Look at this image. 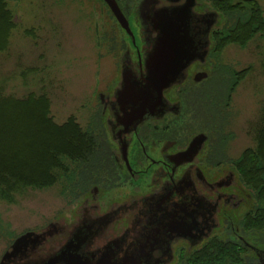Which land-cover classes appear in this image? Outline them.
<instances>
[{
	"label": "flooded vegetation",
	"instance_id": "obj_1",
	"mask_svg": "<svg viewBox=\"0 0 264 264\" xmlns=\"http://www.w3.org/2000/svg\"><path fill=\"white\" fill-rule=\"evenodd\" d=\"M138 3L129 14L120 7L135 42L123 33L118 79L100 92L97 126L104 147L95 156L93 178L76 194L68 217L50 221L2 260L7 248L0 264H62L52 260L73 238L78 264H186L213 238L236 246L237 264H264V230L243 225L255 212V192L240 177V156L230 152L228 133L215 117L221 111L211 112L200 98L220 66L218 53L192 63L185 81L169 88L159 106L143 107L140 117L127 115L133 106L115 96L121 70L140 76L151 47L149 29L135 22ZM192 26L203 30L196 21ZM199 134L202 146L189 151Z\"/></svg>",
	"mask_w": 264,
	"mask_h": 264
},
{
	"label": "rangeland",
	"instance_id": "obj_2",
	"mask_svg": "<svg viewBox=\"0 0 264 264\" xmlns=\"http://www.w3.org/2000/svg\"><path fill=\"white\" fill-rule=\"evenodd\" d=\"M4 1L14 28L7 50L0 54L3 92L17 98L44 94L56 123L73 117L82 128L93 130L101 112L99 93L118 79L124 51V32L104 2ZM120 1L129 14L140 0ZM256 1L264 10V0ZM217 53L220 66L205 85L208 96L200 98L210 103L211 112L221 111V117H215L224 135L228 133L230 152L240 156L255 147L264 114V40L255 34L246 44L231 43ZM77 193L60 181L44 189L28 188L11 203L0 200V258L19 235L37 232L50 221L62 222L61 215L68 217Z\"/></svg>",
	"mask_w": 264,
	"mask_h": 264
},
{
	"label": "trees",
	"instance_id": "obj_3",
	"mask_svg": "<svg viewBox=\"0 0 264 264\" xmlns=\"http://www.w3.org/2000/svg\"><path fill=\"white\" fill-rule=\"evenodd\" d=\"M200 0L220 14L210 35L209 53H217L234 43L244 45L259 34L264 40V10L256 0ZM121 4L120 0H117ZM115 20V19H114ZM116 21V20H115ZM13 16L0 0V54L7 50ZM240 78V77H238ZM96 125L82 128L73 117L56 123L50 116L46 95L29 94L24 98L6 95L0 86V200L14 202L26 189H44L60 181L73 193L82 190L93 177L95 156H100L103 137ZM255 147L239 157L242 180L255 192V212L243 221L247 229L264 230V114L256 130ZM84 178V179H82ZM239 250L228 241L216 238L195 251L186 264H237Z\"/></svg>",
	"mask_w": 264,
	"mask_h": 264
},
{
	"label": "water",
	"instance_id": "obj_4",
	"mask_svg": "<svg viewBox=\"0 0 264 264\" xmlns=\"http://www.w3.org/2000/svg\"><path fill=\"white\" fill-rule=\"evenodd\" d=\"M102 1L134 43L133 31L117 0ZM200 6L198 0H141L138 3L134 10L135 22L138 25L140 23V28L146 25L149 29L151 47L145 52L148 54L144 56V72L140 76L125 69L120 72L121 81L115 96L122 105L133 106L127 115L136 114L140 117L143 107L150 103L151 106H159L169 88L185 81V73L191 64L197 60L204 61L212 45L211 29L218 25L220 14L206 6L200 11ZM195 21L202 24V31L194 30L192 25ZM121 63L123 60L118 63L119 68ZM203 138V134L195 136L190 142L189 151L202 146ZM36 234L35 231H27L19 235L4 253L2 260L19 250L31 235ZM78 251L79 246L73 238L52 262L60 260L62 264H78Z\"/></svg>",
	"mask_w": 264,
	"mask_h": 264
}]
</instances>
